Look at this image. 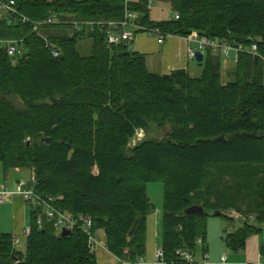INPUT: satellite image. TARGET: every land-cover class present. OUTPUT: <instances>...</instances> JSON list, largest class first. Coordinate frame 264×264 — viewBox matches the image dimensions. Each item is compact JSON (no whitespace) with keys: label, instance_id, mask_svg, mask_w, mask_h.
<instances>
[{"label":"trees","instance_id":"obj_1","mask_svg":"<svg viewBox=\"0 0 264 264\" xmlns=\"http://www.w3.org/2000/svg\"><path fill=\"white\" fill-rule=\"evenodd\" d=\"M2 1H14L15 14L0 16V41H21L23 48L10 57L0 45L5 180L25 172L40 202L89 219L91 234L103 232L117 264L145 255L147 218L155 211L150 184L162 188L165 264H188L179 253L192 257L198 240L204 251L214 212L233 228L222 238L233 253L263 233L264 62L242 54L224 69L207 51L200 75H160L128 43L109 45L104 28L88 31L83 24L118 22L127 10L141 27L176 37L255 40L264 57V0H170L179 18L162 22L149 20L147 0ZM34 23H41L35 32ZM83 40L91 41L86 54ZM27 204L25 250L0 233V264H97L84 231L62 238L46 206ZM192 206L204 214L184 215Z\"/></svg>","mask_w":264,"mask_h":264},{"label":"built area","instance_id":"obj_2","mask_svg":"<svg viewBox=\"0 0 264 264\" xmlns=\"http://www.w3.org/2000/svg\"><path fill=\"white\" fill-rule=\"evenodd\" d=\"M127 1V0H126ZM14 1H2L0 0V16L10 17L15 14ZM179 17L177 14H174V19L177 20ZM137 13L125 11L124 17L121 21L118 22H101V21H92L83 24L84 29L88 31H93L95 28L105 29L106 33V43L109 45H119L122 43H129L133 41L134 36L138 33H144L148 36H153L157 39V43L162 44L163 41L168 38L169 34H165L161 32L157 28L146 29L141 27L136 23L138 20ZM55 22V21H54ZM47 24H52L53 19H48L46 21ZM41 26V23H34L33 31H37L38 27ZM78 29V28H77ZM185 41L188 45L187 48V56L189 59H194L195 53L200 52L202 56L205 55L207 51L211 52V54L215 57H218L220 61L222 59L226 60L225 64L236 63L239 60L240 55L247 54L253 57H257L264 62V57L259 55L258 53V44L255 40L245 41V42H231L225 40H213L205 35H200L197 32H192L188 36H186ZM21 41H0V45L5 48L6 54L8 56L20 55L23 51L22 45H20ZM57 55V53H54ZM30 182H34V177H30ZM19 194L26 203H30L31 206H46L45 216L53 221V227L55 232L60 235L61 232L65 229L70 231V233L74 230H82L86 233L88 237V246L92 248L94 251L95 246L97 244L96 234H91V221L85 218L82 215L72 216L67 213H61L57 210L50 208L44 202H40V199L36 198L33 194L31 188L26 187V184L19 182L17 185V190L11 192L7 189L5 185H0V205H3L7 198L14 195ZM36 224L38 226L42 225V220L40 218L37 219ZM264 230V224H263ZM25 237L30 233V228L27 227L23 231ZM94 237V238H93ZM198 245H201V241H197ZM262 255H264V244H263ZM186 261L188 264H194L195 262L192 257H187ZM202 262L198 264H205L208 260V255L205 251L202 250ZM155 260L162 262L163 261V253L161 250L155 253ZM227 257L224 255L220 259L219 264H226ZM141 260L136 261V263H128L121 261L120 264H138Z\"/></svg>","mask_w":264,"mask_h":264},{"label":"crops","instance_id":"obj_3","mask_svg":"<svg viewBox=\"0 0 264 264\" xmlns=\"http://www.w3.org/2000/svg\"><path fill=\"white\" fill-rule=\"evenodd\" d=\"M127 1L135 3L138 2L139 0H127ZM147 2H148L147 4L148 18L151 22L172 21L175 13L172 10L170 0H147ZM187 48L188 45L184 37L169 36L163 41L162 44H159L157 43V39L155 37L148 36L144 33H138L134 36L133 45L130 48V50L133 53H138L145 56L147 68L150 71L154 73H158L160 75H166L173 71H181V70L189 69V61H191V59H189L187 56ZM227 64H224L223 66L224 69H226ZM14 182L17 183L21 181H18L16 179V181ZM4 204L9 206L12 212L11 223L9 224L11 229L10 234H12L15 237L17 246L19 245V243H22V240L23 243H25L26 237L23 231L25 228L29 227L28 204L24 201V199L20 195H14L12 197H8ZM29 209H30L29 212L30 215L31 208L29 207ZM154 227L153 230H155ZM153 234L154 237L157 238L158 232L156 233L153 232ZM97 235L98 237H101L104 242V244L99 247V241H98L94 249L97 264H117L118 260L113 255H111L106 249L105 237L103 232L101 231L96 232V238ZM157 246H158V242L154 243L152 250L149 248V246H147L145 248V255L139 259L141 260V262L138 264H165L163 262H159L155 260V253L158 251L159 248ZM204 251L208 255L207 246H205ZM243 252H240V254H242ZM245 254L243 255L244 257ZM253 259L254 257L250 258V260H247L249 261V264L250 262L253 261ZM262 259L263 258L261 257V255L260 257H257V263H262ZM227 262H228V257L226 263Z\"/></svg>","mask_w":264,"mask_h":264},{"label":"rangeland","instance_id":"obj_4","mask_svg":"<svg viewBox=\"0 0 264 264\" xmlns=\"http://www.w3.org/2000/svg\"><path fill=\"white\" fill-rule=\"evenodd\" d=\"M172 36V35H171ZM185 38V37H184ZM83 53H88L90 51L91 41L89 40H83ZM129 44V43H128ZM226 60L222 59L221 63L224 65ZM189 72L192 76H198L201 73L200 68L197 67L196 62L194 59L189 61ZM162 132V131H161ZM143 137H137L135 138L130 145H134L135 143H138L140 140H142ZM11 177V178H10ZM28 174L25 172L23 173H17L12 172L9 177L7 176L6 180L2 177V169L0 165V185H5L8 190L11 192H14L17 190V185L19 183H16V179L18 181H21L23 184L27 182L28 180ZM148 196L152 202V204L155 206V211L150 214L147 218V234H146V245L149 246V248L152 250L153 245L155 242H158V246L160 248V237H161V204H162V188L160 184H150L147 187ZM19 195V194H14ZM12 195V196H14ZM10 196V197H12ZM29 212L30 209L28 207V218H29ZM11 216L12 212L10 210V207L6 204L0 205V233H11V229L9 224L11 223ZM229 216L234 217L235 219H238V216L235 217L233 213H229ZM207 228H206V237H205V243L204 246H207L208 249V255L209 258L206 261L205 264H218L222 256L228 257V262L226 264H249L250 258L254 257L253 261L250 262V264H264V257H262V263H257V257H260V248L264 244V231L263 233L252 236L247 239L245 244V251L240 254V252L233 253L230 250H228L223 245V237H224V230H226L228 233L233 231V228L229 226V224L223 219L219 217H210L207 219ZM155 226V227H154ZM237 226V224H236ZM153 227L155 230H153ZM154 233L158 232L157 238L154 237ZM94 238V237H93ZM98 238V239H97ZM97 243L99 241V247L104 244L103 239L101 237H98L97 235ZM156 238V239H155ZM158 248V251H159ZM17 250L24 252L25 247L22 240V243H19V245L16 248ZM161 250V249H160ZM155 252V251H154ZM246 252V254H245ZM95 253V252H94ZM245 254V257L243 256ZM202 246L197 245L194 255L192 256V259L197 263H203L202 262ZM96 257V256H95ZM127 262V261H124Z\"/></svg>","mask_w":264,"mask_h":264},{"label":"water","instance_id":"obj_5","mask_svg":"<svg viewBox=\"0 0 264 264\" xmlns=\"http://www.w3.org/2000/svg\"><path fill=\"white\" fill-rule=\"evenodd\" d=\"M132 45H133V41H130L129 42V46L132 47ZM194 60L196 62L197 67L198 68L201 67L202 61H203L202 54L200 52H196L195 53ZM203 214H204L203 213V209L201 207H199V206H192V207H189L188 209H186L184 211V215H187V216H191V215L202 216ZM219 215H220V212H214L212 216L213 217H219ZM132 232H133V230L129 233V235H131ZM70 234H71L70 231L64 229L61 232L60 236L62 238H65V237H68ZM183 255L184 256H187V257H190L191 256V253L190 252H180L179 253V256H183ZM17 264H19V263H17Z\"/></svg>","mask_w":264,"mask_h":264},{"label":"clouds","instance_id":"obj_6","mask_svg":"<svg viewBox=\"0 0 264 264\" xmlns=\"http://www.w3.org/2000/svg\"><path fill=\"white\" fill-rule=\"evenodd\" d=\"M94 234H96V233H94Z\"/></svg>","mask_w":264,"mask_h":264}]
</instances>
